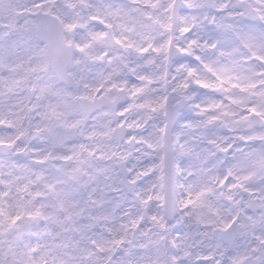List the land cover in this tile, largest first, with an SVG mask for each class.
<instances>
[{
	"label": "snow or ice",
	"instance_id": "snow-or-ice-1",
	"mask_svg": "<svg viewBox=\"0 0 264 264\" xmlns=\"http://www.w3.org/2000/svg\"><path fill=\"white\" fill-rule=\"evenodd\" d=\"M0 264H264V0H0Z\"/></svg>",
	"mask_w": 264,
	"mask_h": 264
}]
</instances>
